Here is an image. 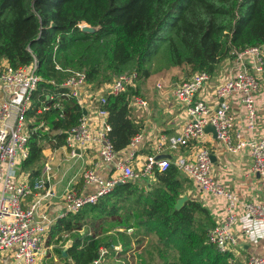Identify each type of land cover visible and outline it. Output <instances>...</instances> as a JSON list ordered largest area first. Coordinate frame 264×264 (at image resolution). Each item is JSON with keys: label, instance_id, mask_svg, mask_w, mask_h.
<instances>
[{"label": "trees", "instance_id": "obj_1", "mask_svg": "<svg viewBox=\"0 0 264 264\" xmlns=\"http://www.w3.org/2000/svg\"><path fill=\"white\" fill-rule=\"evenodd\" d=\"M81 24L97 31L84 32ZM260 46L264 0H0V70L5 64L24 68L36 63L41 78L28 113L30 156L22 170L31 179L40 177L44 144L52 151L63 149L67 133L85 115L84 106L62 87L71 72L86 74L87 93L94 98V92L128 70H135L140 81L172 69L185 79L201 72L216 76L227 59ZM139 95L141 83L107 95L105 104L96 102L109 112L108 137L116 152L144 132L145 121L134 110ZM154 181L145 194L136 182L117 186L97 204L58 219L49 228L48 243L72 241L67 258L57 250L63 264H94L102 249L107 254L100 264H118L128 254L125 264H247L245 249L242 255L221 253L209 242L214 213L203 199L189 197L193 183L174 164L156 170ZM184 196L189 200L177 210ZM131 202L143 214L124 231L105 237L80 232L90 218H115L119 205Z\"/></svg>", "mask_w": 264, "mask_h": 264}, {"label": "built area", "instance_id": "obj_2", "mask_svg": "<svg viewBox=\"0 0 264 264\" xmlns=\"http://www.w3.org/2000/svg\"><path fill=\"white\" fill-rule=\"evenodd\" d=\"M213 78L209 73L201 72L176 85L173 95L184 108L188 121L176 134L160 138L159 149L164 146L172 149L190 147L197 143L194 157H178L173 162L167 157L157 159V155H150L145 161L138 162V149H135L147 140L145 133L137 134L132 139L128 155L120 157V152L114 150L108 137L111 131L109 112L99 107L94 117L96 125L86 113L79 125L67 133L65 157L78 160L84 150H97L99 159L111 164L113 169L110 176L102 177L96 169L99 163L88 168L83 173V186L92 192H65L62 199L67 213L76 214L86 205L97 204L117 186L153 179L156 170L164 172L174 164L192 181L206 203L213 201L224 207V214H218L216 225L208 231L212 245L221 253L243 249L244 238L254 246L259 245L257 231H264V106L261 104L264 47H250L238 53L232 61L230 76L219 79L212 93L213 99L205 98L201 93L212 84ZM137 80L135 70L121 74L112 84L105 86L108 90L99 102L105 104L107 95H119L130 86L136 87ZM40 81L36 63L24 68L5 64L0 70V254L22 264H39L42 245L55 222L45 215L40 216L42 221L36 219L43 200L54 196L50 188L54 176L52 166L46 164L41 176L35 179L21 178L22 164L30 156L32 132L28 113ZM86 83L85 73L71 72L62 87L69 88L68 96L83 106L87 95ZM235 104L239 111H235ZM134 105L148 107L142 95L134 98ZM208 126L215 129L216 138L230 153L249 154L252 159L249 172L260 180L258 191L261 199L243 201L213 176L212 153L200 145L208 134H212L206 131ZM262 248L264 251V246ZM102 253L94 264L102 262ZM247 264H264V254H251Z\"/></svg>", "mask_w": 264, "mask_h": 264}, {"label": "crops", "instance_id": "obj_3", "mask_svg": "<svg viewBox=\"0 0 264 264\" xmlns=\"http://www.w3.org/2000/svg\"><path fill=\"white\" fill-rule=\"evenodd\" d=\"M233 60L227 59L225 61L223 68L218 71L216 76H214L212 84L210 86H207L206 89L201 93L203 97L213 99L212 93L215 87L219 84V79L221 77L230 76V70L232 68ZM143 89L144 88L142 87V93ZM104 93V91L99 90L98 92H94V95L96 97L92 98L91 95L87 94L84 98L86 113H88V117L92 121L93 125H96V118L94 117L96 116L99 108L96 102H98L97 100H99ZM144 98L146 99L145 95ZM149 100L153 102L149 103V107L147 109H142L144 112L142 113L144 114V117L142 119L145 121L143 133H145L148 138L143 142L142 146L138 147L137 161L143 162L150 155H167V158H169L173 162L178 157H194L198 149L197 143H194L187 148L180 147L172 149L164 146L159 149L160 138L163 135L176 134L188 121L187 114L186 112H184V108L175 99L173 91L165 94V97H162L159 94L155 97L152 95ZM262 103L264 106V85L262 89L261 104ZM135 108L138 107H134V109ZM234 109L235 111H239L240 108L235 104ZM145 113H148V115L145 116ZM262 125V129L264 130V116ZM200 145L207 147L211 151L212 174L220 183L226 185L229 190L237 194L238 197L243 201L261 199V195L258 191L260 180L257 176H254L249 172L252 165V159L250 158L249 154H247L246 152L241 153V155H234L230 153L225 145L217 138H215L213 134H208ZM128 153V149H126L120 152L119 156L126 157ZM65 160L69 161L67 164L69 169L67 168L66 164H63L60 172L61 174L55 173L56 177L59 176V178L53 180V184L50 185L54 196L43 200V206L41 208L38 221H42V217H40L42 215L48 216L49 218L52 217L56 222L58 219L63 218L67 214H69L66 211L62 195L70 181H73V183L76 182L70 172V167L73 164L74 167L72 168L76 170L77 167L78 169L81 167H84V169H88L94 164L99 163L96 169L98 171V174H100L102 177L110 176L113 169L111 164H105L101 159H99L98 153L96 151H84L82 157L78 160H73L69 157H65ZM81 185H79L78 187H81ZM91 192L92 189L86 190V193ZM189 194L190 198L203 199L202 194L199 193L194 186L189 191ZM206 204L214 212V220L217 221L218 214H220V216L224 214V207L221 204L217 205L213 201H209V203ZM257 240L259 245L255 246L251 244L252 242L249 241L248 238H244L242 240V244H245L243 249H245L248 256H250L251 254H264L262 248L264 246L263 229H258ZM243 249H240L235 253L242 255L241 253L243 252ZM42 260L45 262V264L59 263L58 257H56L55 254L50 255L48 252H45L44 248L40 258V264H42ZM0 264L22 263L15 261L10 256L8 257L0 254Z\"/></svg>", "mask_w": 264, "mask_h": 264}, {"label": "rangeland", "instance_id": "obj_4", "mask_svg": "<svg viewBox=\"0 0 264 264\" xmlns=\"http://www.w3.org/2000/svg\"><path fill=\"white\" fill-rule=\"evenodd\" d=\"M81 25L84 26L86 24H81ZM223 66H224V64L221 65L220 69H222ZM129 71L132 72V70H128L127 72H129ZM179 72H180L179 69H172L168 72H164L161 74L154 75L151 78L145 79L143 81L137 80V84L141 83V86L144 88L142 97L144 99V95L146 96V102H147L148 107H149V103L153 102V101L149 100L152 95L155 97L159 94L162 97H165V94L169 93L170 91H174V89L178 83L187 79V78L185 79V76H183V74L179 73ZM191 78H189V79H191ZM262 82H263V80H262ZM106 85L107 84L102 86L100 89V90L104 91L105 93L108 90V87L105 88ZM263 85H264V83H263ZM263 85H262V89H263ZM167 90H170V91H167ZM145 91H146V93H145ZM104 94H102V96ZM97 101L99 102V100H97ZM134 107H137V106H134ZM148 107L138 105V108H135L134 110H135L136 114H138L141 118H143L144 114H142V113H144V112L142 109H147ZM147 115H148V113H145V116H147ZM44 145H45V150H46L44 166L46 164L47 165L49 164L52 166L53 171H54V176L52 177V182H51V185H52L53 180H55L56 178H59V176L56 177L55 173L59 174L61 172V168H62L63 164H66V166L68 168L67 164L69 161L65 160V152H64L65 150L64 149L59 150V151H52V149L48 143H45ZM138 147H140V146H138ZM138 147L135 150H137ZM127 149H129V147ZM84 151H90V150H84ZM93 151L97 152V150H93ZM43 167H42V169H43ZM72 167H74V164L70 167V172H71V175L73 176V179H75L76 182L73 183V181H70L68 183L66 189L64 190V193L69 191V190H74V191H77L81 194H85L86 189H84V186H83V173L88 169L87 168L84 169V167H81L78 169V167H77V169L75 170ZM21 178H22V180H27V179L31 180L30 173L22 170ZM132 183H135V182H132ZM136 183H139L138 185L141 186L140 190H144L143 194H145L146 192H149L151 190V188H153L155 181H154V179L151 180V178H150V179H146V180L139 181ZM79 185H81V187H78ZM192 185H191V189L193 188ZM134 203L135 202H131L128 205L120 204L119 207L122 210H120L119 213H117L115 218H112V217H106V218H101V219L90 218L88 221V224L85 227H83V229H81L80 232L82 234H85L87 232L88 233L96 232L99 235H102L100 237H105V236H111L113 234H116L119 230L124 231L125 227L127 225L132 224V223H136L138 220V217L143 214L142 208L139 206V204L135 205ZM103 228L110 230L109 233H106V235H103L104 233L101 232L103 230ZM128 233L133 234V229H129ZM66 237H67V235H65V238ZM48 242H49V236L47 233V237H46V239L42 245L41 254H42L43 248H44L45 252H48L50 255L55 254L56 257H58L59 263H57V264H61V263L63 264L62 257L57 252V250H61L62 253L64 251L67 252L68 249L72 246V244L70 243L71 241H68L66 244H63V243L56 244V243L52 242L51 245H49ZM118 247H120V246H118ZM120 249H121V247H120ZM120 249H116L115 251H118ZM102 252H103L102 253V259L104 260L106 258L107 252L105 249H102ZM111 254H109V256ZM119 255H120V253L117 254L116 257L118 258ZM67 256H63V257L67 258ZM129 259H130V254H128V256H123L117 262H118V264H125L126 262H128ZM107 260H108V257H107L106 261ZM108 261H110V260H108ZM39 264H40V259H39ZM42 264H45V262L43 260H42Z\"/></svg>", "mask_w": 264, "mask_h": 264}, {"label": "water", "instance_id": "obj_5", "mask_svg": "<svg viewBox=\"0 0 264 264\" xmlns=\"http://www.w3.org/2000/svg\"><path fill=\"white\" fill-rule=\"evenodd\" d=\"M82 30L84 32H87V33H93L95 31H97V29L89 26V25H84V26H81ZM85 114H86V111H85ZM206 131L209 132V133H212L214 135V137L216 138L217 135H216V132H215V129L212 127V126H208L206 128ZM167 157V155H160V156H157V159H163ZM189 200V197L188 196H184L182 198H180L178 201H177V204H176V209L177 210H181L182 207L185 205V203ZM38 220V218H36ZM72 244V242H70ZM63 256H67V252H63Z\"/></svg>", "mask_w": 264, "mask_h": 264}]
</instances>
